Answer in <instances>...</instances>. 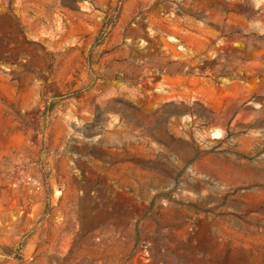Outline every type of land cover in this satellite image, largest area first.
Instances as JSON below:
<instances>
[{
  "label": "rangeland",
  "instance_id": "rangeland-1",
  "mask_svg": "<svg viewBox=\"0 0 264 264\" xmlns=\"http://www.w3.org/2000/svg\"><path fill=\"white\" fill-rule=\"evenodd\" d=\"M0 264H264V0H0Z\"/></svg>",
  "mask_w": 264,
  "mask_h": 264
},
{
  "label": "bare ground",
  "instance_id": "bare-ground-1",
  "mask_svg": "<svg viewBox=\"0 0 264 264\" xmlns=\"http://www.w3.org/2000/svg\"><path fill=\"white\" fill-rule=\"evenodd\" d=\"M217 136H219V134Z\"/></svg>",
  "mask_w": 264,
  "mask_h": 264
}]
</instances>
